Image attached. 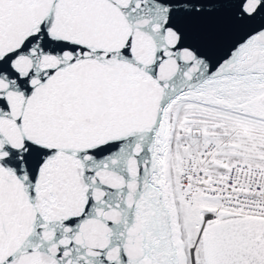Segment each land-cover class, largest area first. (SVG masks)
<instances>
[{
    "label": "snow or ice",
    "instance_id": "snow-or-ice-1",
    "mask_svg": "<svg viewBox=\"0 0 264 264\" xmlns=\"http://www.w3.org/2000/svg\"><path fill=\"white\" fill-rule=\"evenodd\" d=\"M0 264H264V0H0Z\"/></svg>",
    "mask_w": 264,
    "mask_h": 264
}]
</instances>
